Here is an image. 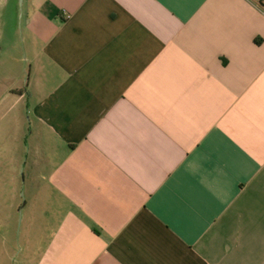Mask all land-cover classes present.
I'll return each mask as SVG.
<instances>
[{"label": "crops", "instance_id": "0c3cea01", "mask_svg": "<svg viewBox=\"0 0 264 264\" xmlns=\"http://www.w3.org/2000/svg\"><path fill=\"white\" fill-rule=\"evenodd\" d=\"M20 25L22 264H264V0H23Z\"/></svg>", "mask_w": 264, "mask_h": 264}, {"label": "rangeland", "instance_id": "374dc122", "mask_svg": "<svg viewBox=\"0 0 264 264\" xmlns=\"http://www.w3.org/2000/svg\"><path fill=\"white\" fill-rule=\"evenodd\" d=\"M22 9L23 0H10L8 22L11 31L19 33L18 61L12 47L7 44L8 34L0 44V53L1 48L2 53H5L2 68L12 74L28 71V65L25 62L27 56L21 36ZM11 119L13 120L8 116L2 124L0 123V264H22L25 257V253L21 251L24 244L21 238V224L28 192L25 186L26 156L24 155L21 159L19 157L18 165L15 164L17 158L14 157L12 151L15 143L20 145V141H14V126Z\"/></svg>", "mask_w": 264, "mask_h": 264}]
</instances>
